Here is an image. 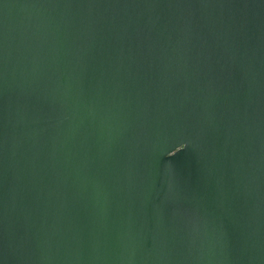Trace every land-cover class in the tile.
Here are the masks:
<instances>
[{
    "label": "water",
    "instance_id": "95a60500",
    "mask_svg": "<svg viewBox=\"0 0 264 264\" xmlns=\"http://www.w3.org/2000/svg\"><path fill=\"white\" fill-rule=\"evenodd\" d=\"M0 264H264V0H0Z\"/></svg>",
    "mask_w": 264,
    "mask_h": 264
}]
</instances>
